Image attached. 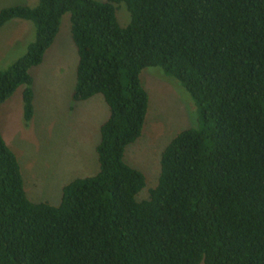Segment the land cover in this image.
<instances>
[{
  "label": "trees",
  "instance_id": "trees-1",
  "mask_svg": "<svg viewBox=\"0 0 264 264\" xmlns=\"http://www.w3.org/2000/svg\"><path fill=\"white\" fill-rule=\"evenodd\" d=\"M122 3L129 20L115 17ZM64 13L76 51L73 102L95 94L107 116L97 170L61 187L57 205L25 196L0 136V264H264V0H36L0 8V27L31 22L24 53L0 69V104L18 86L32 114L29 69ZM157 67L195 107L196 124L144 177L123 160L140 134L147 95L140 71Z\"/></svg>",
  "mask_w": 264,
  "mask_h": 264
},
{
  "label": "rangeland",
  "instance_id": "rangeland-1",
  "mask_svg": "<svg viewBox=\"0 0 264 264\" xmlns=\"http://www.w3.org/2000/svg\"><path fill=\"white\" fill-rule=\"evenodd\" d=\"M35 3L36 0H0V8ZM115 17L119 26L127 24L129 14L122 3L115 8ZM33 37V26L27 20L11 19L3 24L0 69L21 56ZM75 63L68 13H64L40 63L29 69L30 119L24 122L22 118V86L0 104V136L16 157L23 190L31 202L57 205L63 185L97 170L94 147L98 126L108 110L99 94L82 101L71 100ZM139 82L147 95L146 112L139 136L123 151L124 162L144 177L145 185L135 196L137 200L145 198L156 183L159 157L167 142L196 124L195 107L175 79L157 67H146L140 71Z\"/></svg>",
  "mask_w": 264,
  "mask_h": 264
}]
</instances>
